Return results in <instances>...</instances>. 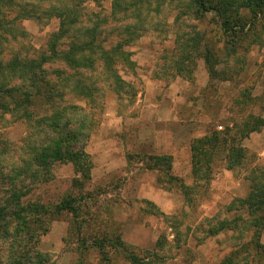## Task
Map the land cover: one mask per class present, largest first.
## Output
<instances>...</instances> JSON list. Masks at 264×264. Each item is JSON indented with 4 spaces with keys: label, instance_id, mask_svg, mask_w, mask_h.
Masks as SVG:
<instances>
[{
    "label": "rangeland",
    "instance_id": "obj_1",
    "mask_svg": "<svg viewBox=\"0 0 264 264\" xmlns=\"http://www.w3.org/2000/svg\"><path fill=\"white\" fill-rule=\"evenodd\" d=\"M111 2L86 3L83 14L108 15ZM15 5L0 14V63L39 61L59 29V20L48 17L53 4L18 0ZM174 9L164 7L152 20L159 22L124 48L133 65L118 68L128 84L119 99L105 86L98 124L85 149L93 165L91 180L75 186L79 174L74 167L57 163L53 180L35 185L22 199L45 206L67 197L80 200L78 216L61 213L46 217L42 226L32 224L37 235L47 230L37 246H28L31 258L36 251L43 255L40 264H129L110 246L103 252L93 247L94 240L119 239L149 264L152 255L165 258V264H220L230 254V233L204 239V231L206 220L217 213L245 218V212L226 214V208L247 198L253 177L264 172V123L243 138L235 132L254 120L264 122V8L256 18L245 10L232 13L231 19H243L244 33L237 40L225 36L213 13L196 21L188 11ZM193 33L205 37L216 61L215 79L198 52L192 54L190 73L182 77L177 72L179 47L195 38ZM107 41L112 47L121 39ZM34 110L39 116L48 113L40 103ZM30 125L7 115L0 123V148L18 153L32 132ZM213 133H223L225 143L217 144L210 174H196L195 180L191 144ZM238 147L243 151L234 154ZM150 156L171 157V167L162 160L155 166ZM260 241L264 244V234Z\"/></svg>",
    "mask_w": 264,
    "mask_h": 264
},
{
    "label": "trees",
    "instance_id": "obj_2",
    "mask_svg": "<svg viewBox=\"0 0 264 264\" xmlns=\"http://www.w3.org/2000/svg\"><path fill=\"white\" fill-rule=\"evenodd\" d=\"M17 1L0 0V14L3 10L16 9L19 6L15 5ZM36 1L53 4L48 17L59 20L58 31L51 35L39 61L12 59L6 65L0 63V123L10 115L23 118L31 123L32 128L18 153L5 145L0 148V247L7 246L0 249V264L43 263V255L38 251L34 257L29 256L28 246L33 242L37 246L40 236L47 230L37 235L32 224L42 226L46 217L55 218L61 213L78 216L80 200L75 198L67 197L48 206L24 204L22 199L35 185L53 180L52 169L57 163L74 167L79 174L75 186L82 187L91 180L93 165L85 149L98 124L97 112L104 104L105 86L119 99L128 84L122 80L118 68L133 65L131 54L124 48L140 33L146 32L164 7L188 11L187 15L196 21L213 13L219 18L220 29L230 40L234 37L237 40L244 33L243 19H231L233 12L245 10L256 18L264 8V0H112L110 13L100 15L83 14V6L93 3L99 7L105 0ZM192 36L195 38L185 39V46L179 47L180 55L174 62L177 72L182 77L183 72L190 73L187 69L192 54L198 52L202 54L210 79H215L218 74L214 68L216 61L211 50L204 45L205 37L194 33ZM112 37L120 38L121 42L111 47L107 39ZM201 46L204 48L202 53ZM54 64H57L56 68H52ZM69 98L73 101L70 102ZM39 103L47 108V114H36L34 108ZM263 123L254 120L235 132L243 138L262 127ZM224 136L223 133H213L192 142L191 168L195 180L198 174H210L208 165L214 160L217 144L225 143V139L221 141ZM239 150L243 151L238 147L234 154ZM148 159L155 166L161 160L167 161V168L171 167L169 156H150ZM234 160L236 155L231 161L229 159L232 166ZM251 182L252 191L247 198L234 200L226 208V214L240 210L245 212V218L240 215L232 219L220 218L217 213L206 220L208 227L204 239L231 234V252L220 264H264V244L260 241L264 234V172L257 173ZM92 246L101 252L110 246L124 254L129 264H149L148 260L129 252L119 239L94 240ZM150 260L153 264L166 262L158 255H152Z\"/></svg>",
    "mask_w": 264,
    "mask_h": 264
}]
</instances>
